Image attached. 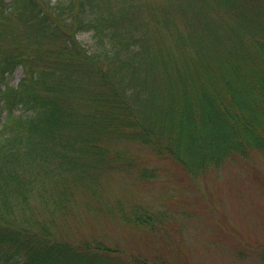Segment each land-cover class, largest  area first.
I'll return each mask as SVG.
<instances>
[{
  "label": "trees",
  "instance_id": "obj_1",
  "mask_svg": "<svg viewBox=\"0 0 264 264\" xmlns=\"http://www.w3.org/2000/svg\"><path fill=\"white\" fill-rule=\"evenodd\" d=\"M185 6L182 26L175 12L132 2L0 0L9 32L19 10L37 35L8 47L0 23V78L19 66L25 74L17 86L0 81L5 200L21 201L33 185L58 200L75 186L90 191L102 171L138 164L125 141L194 174L264 153V0ZM80 32L92 35L88 49ZM156 172L144 168L142 178ZM13 199L0 212V264H165L97 238L59 237L52 219L12 211ZM163 218L140 206L127 220L154 231Z\"/></svg>",
  "mask_w": 264,
  "mask_h": 264
},
{
  "label": "rangeland",
  "instance_id": "obj_2",
  "mask_svg": "<svg viewBox=\"0 0 264 264\" xmlns=\"http://www.w3.org/2000/svg\"><path fill=\"white\" fill-rule=\"evenodd\" d=\"M46 1L55 4L67 0ZM95 2L100 7H126L131 2L137 7H164L175 12L182 26L187 17L184 13L189 12L183 8L189 7L185 6L189 0ZM9 21L13 23L11 32L7 18L0 17V23L6 25L3 41L8 47L20 40L26 43L28 34L37 36L34 30L27 31L26 19L19 10ZM91 36L80 32L77 39L88 49ZM24 75L19 66L0 81L17 86ZM120 145L138 164L102 171L92 190L85 192L82 185L75 186L60 200L44 198L40 185L28 187L25 194H20L21 201L18 194L7 200L0 195V212L14 198L12 211L32 214L35 219H52L53 232L59 237L76 243L97 238L127 253L162 259L165 264H264V153L254 152L246 159L231 158L219 167L194 174L180 163L160 157L150 147L134 141ZM27 161L23 158L21 162ZM144 168L155 169L157 176L142 178ZM40 171L38 167L26 170L34 179ZM140 206L156 215L163 214L164 223L152 231L128 221L133 209Z\"/></svg>",
  "mask_w": 264,
  "mask_h": 264
}]
</instances>
